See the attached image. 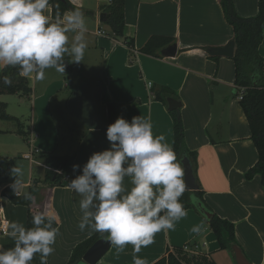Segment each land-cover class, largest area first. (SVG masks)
Listing matches in <instances>:
<instances>
[{"label": "crops", "instance_id": "0c3cea01", "mask_svg": "<svg viewBox=\"0 0 264 264\" xmlns=\"http://www.w3.org/2000/svg\"><path fill=\"white\" fill-rule=\"evenodd\" d=\"M67 1L85 16L88 47L84 59L72 63L69 52L63 62L68 63L70 70L66 68L64 74L47 69L43 80H37L35 75L27 77L32 95L19 97L28 104L30 117L7 113L19 120V125L0 120V157L14 160L15 165L19 159V167L23 170L27 167L29 181L22 183L17 194L24 195L37 187L34 214L46 209L59 223V235L47 264H68L74 249L98 233L92 228L79 229L82 197L67 187V183L82 174L81 170L74 173L71 167L61 186L51 188L46 183L45 156L55 154L59 142L50 102L58 97L68 113L86 129L73 163L82 169L94 152L109 148L107 103L122 105L123 118L128 121L134 116L149 119L154 135H165L173 147L168 103L152 99L149 85L169 89L175 97L166 100L173 98L181 103L185 148L197 154L196 176L207 205L219 218L234 225L236 241L249 263L264 264V189L260 175L251 180L246 178L258 162V152L240 104V89L235 85V64L229 58L210 59L208 54V49L225 47L234 39L220 0H126L124 36L119 38L114 37L107 22L100 20L106 14L103 7L109 0ZM258 1L233 0L242 18L257 16ZM45 14L55 21L50 5ZM99 31L105 35H98ZM75 35V31L68 33L69 49ZM152 37L174 42L159 49L158 58L139 53ZM128 41H133L135 47L136 58L132 63L126 47ZM173 44L177 46L176 55L161 56ZM259 54L264 59V31ZM5 66L0 63V74ZM25 155L32 158L25 159ZM184 157L185 154L180 161ZM14 182L11 177L8 186ZM6 186L0 187V211L9 222V231L11 222L26 228L28 209L1 196ZM125 186L131 188L130 178H125ZM187 213L175 230L157 233L154 242L142 246L135 255L146 259L148 264L176 252L185 264L203 258L216 264H236L233 253L220 250L208 222L193 209ZM196 225H203L199 234L191 231ZM14 244L8 233L0 238V249L12 248ZM185 247L198 254L192 256L183 250ZM133 256L132 245L122 252L112 245L99 264H133ZM193 257L196 258L191 260Z\"/></svg>", "mask_w": 264, "mask_h": 264}, {"label": "clouds", "instance_id": "9594fccd", "mask_svg": "<svg viewBox=\"0 0 264 264\" xmlns=\"http://www.w3.org/2000/svg\"><path fill=\"white\" fill-rule=\"evenodd\" d=\"M49 5L50 0H0V63L19 66L21 76L35 75L43 80L47 69L64 74L63 59L69 52L72 63L84 59L88 47L84 13L70 10L62 18L57 13L53 22L45 14ZM73 31L76 35L69 49L68 33ZM0 79L11 84L8 76ZM106 138L109 148L94 152L82 169L72 166L74 173L82 171L67 183L82 197L78 227L107 233L118 252L132 245L133 264H148L135 254L153 243L157 233L175 230L188 214L180 199L188 190L185 168L165 135H154L151 121L143 116H134L131 121L118 117L107 127ZM10 175L15 178L12 188L17 191L23 169L15 165ZM125 178H130V189ZM24 199L32 201L34 197L26 192ZM54 219L45 209L33 216L31 228L11 222L8 235L15 244L0 249V264H31L37 254L40 264H47L59 235ZM202 227L196 225L191 231L199 234Z\"/></svg>", "mask_w": 264, "mask_h": 264}, {"label": "trees", "instance_id": "16d2710c", "mask_svg": "<svg viewBox=\"0 0 264 264\" xmlns=\"http://www.w3.org/2000/svg\"><path fill=\"white\" fill-rule=\"evenodd\" d=\"M125 3L126 0H109V4L103 7L106 14L110 16L107 25L110 27L114 37L124 36L125 30ZM225 19L233 28L235 42V56L232 59L236 69L235 85L244 89V95L240 101L243 112L249 124L251 131V140L258 152V162L247 173L248 180L253 179L256 175H260L262 187L264 189V59L259 54V47L263 40L264 31V0L258 1V14L254 18H242L236 12L233 0H220ZM52 8V17L55 20L57 13L62 17L66 11L76 10L78 8L71 5L67 0H50ZM80 10V9H79ZM174 42L168 38L152 37L146 47L139 51L144 55L158 58L157 51ZM126 47L130 50V63L136 58L135 47L133 41L126 42ZM135 57V58H134ZM210 59L218 60V57H210ZM68 71L70 67L67 68ZM19 66H5L0 77L8 76L11 84H5L0 79V95H21L30 98L32 88L27 77L19 74ZM151 97L166 103V98L175 97L167 88L155 89L151 86ZM107 114L109 124L115 122L118 117H123V106L116 103H107ZM50 115L56 124L59 133L58 149L55 154L45 156L46 164V183L54 188L61 186L62 181L69 174V171L77 156L78 148L86 134V129L77 122L67 111L66 106L58 97L50 102ZM173 122L174 143L173 149L177 155V159L181 160L185 154L193 166L196 182L199 190L195 192H185L180 198L186 210L193 209L200 214L209 224L221 251H229L238 246L235 236V227L227 220L219 218L212 212L204 199V193L199 185L196 176L197 154L187 152L185 148V133L182 122L181 111H170ZM0 120L15 121L20 124L19 120L7 114V104L0 102ZM58 152V153H57ZM15 166V161L0 157V187L7 185L1 192V196L7 198L14 205H23L28 209L27 227L31 228L33 211V200L27 201L24 195H18L14 191L12 185L8 186L10 169ZM37 187L31 189L34 197ZM208 212L213 215L209 221L203 214ZM58 220L54 219V227H58ZM107 233H96L94 236L79 244L73 251L68 264H85L83 257L87 251L99 240L107 239ZM168 253L166 257L159 260L155 264H185L179 255ZM193 257L191 260H194ZM194 264H216L214 261L207 259L194 260ZM193 261V262H194ZM197 261V262H196ZM192 263V262H191ZM31 264H40V257L37 254ZM193 264V263H192Z\"/></svg>", "mask_w": 264, "mask_h": 264}, {"label": "water", "instance_id": "95a60500", "mask_svg": "<svg viewBox=\"0 0 264 264\" xmlns=\"http://www.w3.org/2000/svg\"><path fill=\"white\" fill-rule=\"evenodd\" d=\"M64 1V0H61ZM110 16L108 14H102L100 17L101 22H107ZM177 53L176 44L170 45L166 47L162 52L161 56L163 57H174ZM208 54L211 57H224L233 59L235 56V42L231 41L225 47L222 48H210L208 49ZM65 63V69L68 68V63ZM167 103L170 111L178 110L181 107V103L176 101L173 98H168ZM182 166L185 168V181L188 187L186 192H195L199 190V186L196 182V178L194 175V170L192 163L187 157L182 159ZM207 220H211L213 215L208 212H203ZM112 244L108 241V239H101L97 241L84 255L83 262L85 264H99L100 261L107 255L110 251ZM232 253L234 256V260L236 264H250L243 251L238 246H234L232 248Z\"/></svg>", "mask_w": 264, "mask_h": 264}, {"label": "rangeland", "instance_id": "374dc122", "mask_svg": "<svg viewBox=\"0 0 264 264\" xmlns=\"http://www.w3.org/2000/svg\"><path fill=\"white\" fill-rule=\"evenodd\" d=\"M0 101L7 104V113L8 114L15 115V116H20L21 114H23V116L27 117V118H29L30 117L29 115H31L30 111H29L28 104L26 102H23V100L20 99L19 95H1ZM18 161H19V159L16 160V165L20 166L21 162H18ZM27 163H29V162H27ZM26 166H27V164H26ZM26 168H25V170H23L24 175L21 178L22 183L29 181V176L26 173V170H27ZM12 179H15V178L12 177Z\"/></svg>", "mask_w": 264, "mask_h": 264}, {"label": "built area", "instance_id": "2783aa9c", "mask_svg": "<svg viewBox=\"0 0 264 264\" xmlns=\"http://www.w3.org/2000/svg\"><path fill=\"white\" fill-rule=\"evenodd\" d=\"M97 34L98 35H105L104 32H100V31ZM149 86L151 88V85H149ZM239 89H240L239 99L241 101L243 98L245 90L242 88H239ZM24 158L30 160L32 157H31V155H25ZM66 178L68 179V176ZM8 231H9V222L6 219V217L3 215V213L0 211V238L2 236L6 235L8 233ZM183 250L187 253H190L192 256H196L198 254V252L191 250L189 247H185Z\"/></svg>", "mask_w": 264, "mask_h": 264}]
</instances>
